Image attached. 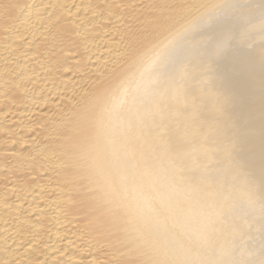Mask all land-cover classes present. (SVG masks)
Listing matches in <instances>:
<instances>
[{
  "label": "bare ground",
  "instance_id": "6f19581e",
  "mask_svg": "<svg viewBox=\"0 0 264 264\" xmlns=\"http://www.w3.org/2000/svg\"><path fill=\"white\" fill-rule=\"evenodd\" d=\"M0 264H264V0H0Z\"/></svg>",
  "mask_w": 264,
  "mask_h": 264
}]
</instances>
